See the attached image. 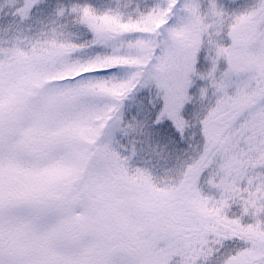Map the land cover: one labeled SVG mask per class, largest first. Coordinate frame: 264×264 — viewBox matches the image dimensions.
Wrapping results in <instances>:
<instances>
[{
    "label": "snow or ice",
    "instance_id": "6c2138e0",
    "mask_svg": "<svg viewBox=\"0 0 264 264\" xmlns=\"http://www.w3.org/2000/svg\"><path fill=\"white\" fill-rule=\"evenodd\" d=\"M0 264H264V0H0Z\"/></svg>",
    "mask_w": 264,
    "mask_h": 264
}]
</instances>
